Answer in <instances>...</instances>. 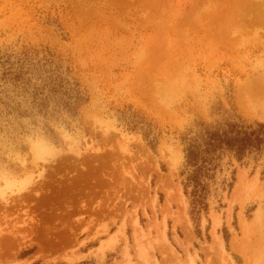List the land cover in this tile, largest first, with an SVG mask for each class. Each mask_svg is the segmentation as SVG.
<instances>
[{"label": "rangeland", "instance_id": "1", "mask_svg": "<svg viewBox=\"0 0 264 264\" xmlns=\"http://www.w3.org/2000/svg\"><path fill=\"white\" fill-rule=\"evenodd\" d=\"M253 82L264 0H0V264H264V150L196 222L180 176Z\"/></svg>", "mask_w": 264, "mask_h": 264}, {"label": "trees", "instance_id": "2", "mask_svg": "<svg viewBox=\"0 0 264 264\" xmlns=\"http://www.w3.org/2000/svg\"><path fill=\"white\" fill-rule=\"evenodd\" d=\"M185 139V160L180 176L184 194L189 200L191 217L196 222L209 209L208 198L212 193H218L219 189V193L230 191L233 187L234 170L230 180L226 176L218 179L224 159L229 157L226 162L229 165H233L234 159L243 164L251 157L257 159L263 152L264 122L240 119L224 126H206ZM225 240L228 243V232ZM29 253V250L22 251L21 256Z\"/></svg>", "mask_w": 264, "mask_h": 264}, {"label": "bare ground", "instance_id": "3", "mask_svg": "<svg viewBox=\"0 0 264 264\" xmlns=\"http://www.w3.org/2000/svg\"><path fill=\"white\" fill-rule=\"evenodd\" d=\"M248 84H247L248 86L246 87L247 89H245L244 94H243L244 99L247 101V103H249L252 106H255L256 104L262 103L261 99L264 98V90H262L261 87L259 85H257V83L253 82L252 84H250V83H248ZM39 152L42 153L41 151H39ZM239 180L241 181V179H239ZM217 225H218V221L215 220V227Z\"/></svg>", "mask_w": 264, "mask_h": 264}]
</instances>
